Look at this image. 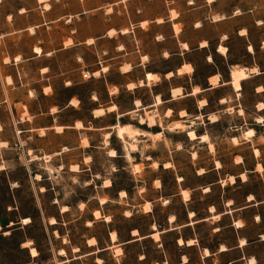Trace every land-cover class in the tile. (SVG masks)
<instances>
[{
    "label": "crops",
    "instance_id": "0c3cea01",
    "mask_svg": "<svg viewBox=\"0 0 264 264\" xmlns=\"http://www.w3.org/2000/svg\"><path fill=\"white\" fill-rule=\"evenodd\" d=\"M22 38L26 47L18 49L15 43ZM237 69L246 74L238 90L232 77ZM81 86L89 87L86 95L80 94ZM123 94L129 97L125 103ZM177 122L186 129L169 131ZM221 124L229 130L222 136L237 146L230 162L217 157L212 134L200 128ZM118 125L140 131L130 156L142 150L147 166L154 170L175 166L153 160L143 147L167 142L173 146L168 147L171 154L188 146L197 184L188 185L176 174L169 202L178 198L180 213L165 209L159 221L153 216L155 199L143 200L136 214L149 218L145 230L130 227L120 240L106 225L104 244L90 234L72 257H60L58 251L64 249L56 251L53 241L63 236L53 233L66 226L68 210L62 213L59 207L55 216H45L41 210L36 226L23 191L34 190L38 197L45 193L38 189L49 181L44 179L48 168L53 177L59 172L74 177L92 173L91 163L98 154L110 161L120 154L129 156L127 145L132 141L126 137L125 144L117 138ZM189 129L195 140H189ZM249 130L253 134L245 137ZM172 133L183 134L188 144L167 136ZM157 134L160 137L154 138ZM203 136L207 141H201ZM260 140L264 141V14L255 0H0V220L8 221L6 227L0 226V264H56L57 257L69 260L65 264L89 260L103 264L105 255L114 264H123L127 247L147 241L151 254L142 247L137 264L253 260L264 264V142L259 145ZM240 145H248V158ZM203 151L205 162L199 161ZM167 163L170 168H164ZM74 166L78 172L71 170ZM90 177L88 185L99 180L95 173ZM104 181H110V187L104 188ZM100 187L112 189L113 182L103 180ZM183 191L188 193L186 199ZM127 197L125 190H118L113 200ZM96 211L87 222L88 231L96 221L106 223L104 218H109H95ZM25 219L31 222L24 224ZM35 227L44 242L47 237L55 261L41 257L44 243L37 242ZM155 232L158 240L153 239ZM91 239L96 243L90 245Z\"/></svg>",
    "mask_w": 264,
    "mask_h": 264
},
{
    "label": "rangeland",
    "instance_id": "374dc122",
    "mask_svg": "<svg viewBox=\"0 0 264 264\" xmlns=\"http://www.w3.org/2000/svg\"><path fill=\"white\" fill-rule=\"evenodd\" d=\"M257 3V9L260 10L264 14V0H255ZM16 48H25L27 44V40L22 38L21 41L16 42ZM89 87L81 86L80 94L86 95ZM64 94V93H63ZM129 99L127 94H123L121 96V103H125ZM87 107V105H86ZM152 117V114L147 115V117ZM151 118H149L150 122ZM134 126H138L136 121L131 122ZM202 127V128H201ZM201 129H205L209 131L212 136V142L215 144L217 149V157H219L224 162H230L231 156L233 154V150H235V146L229 139L224 138L222 134H229V130L227 129V124L224 125H212L207 126L206 128L200 126ZM228 130V131H227ZM200 131V130H199ZM175 133V132H174ZM168 134L172 140H176L178 142H186L183 134ZM264 141L260 140L258 143L262 145ZM187 143V142H186ZM164 142H158L156 144L146 145L144 148L145 153H151L153 160L159 159L161 162L170 161L175 166L173 170H154L152 167L147 166V162L144 160L146 155H143L142 150L136 154H131L130 150L129 156L128 154H120L116 159L110 161L105 158L103 155L94 156L92 165V173L89 172L87 175L84 173L75 174L74 177L72 175H68L67 173L59 172L58 176L48 175L44 177V179H49V181L44 180L41 185V192L46 191L41 194V196H36L34 190L32 193L25 189L23 191L24 197L26 200H29V204L26 203L25 207H30L33 216H35L34 224L37 226L41 221V210H43L45 216L47 214L52 213L54 216L57 214L58 209L60 207V211L63 207H67L68 213L64 216L67 217L65 219L66 226L61 227V230L54 229L57 233H53L55 237H58L59 234H62V238L53 241V248L57 251V249H64L66 251L68 258L72 257V252L76 249V246H80L84 241L89 237L90 234H93L97 237L100 245L104 244V240L106 239L107 226L115 230V233H118L120 240H123L127 237L128 230L130 227H139L142 230H145L147 224L149 222V218H147L143 214H136L139 205L143 202V200L151 201L155 199L153 216L162 220V217L165 214V209L172 208V210H176L177 213H180V204L178 198H172L169 202V195L172 194L175 190L174 187V178L175 175L181 176L185 179L186 184L194 185L197 184L195 177L191 171V162L189 160V155L186 150H189V147L185 145L184 150L173 151L171 154L168 153V147L170 149L173 148L171 145H166ZM188 144V143H187ZM85 145V142L83 143ZM136 145V144H135ZM113 146L118 148V144L113 142ZM248 145H240L239 148H242L241 152L245 158H248V152L245 148ZM264 146V145H262ZM199 147H202L201 145ZM137 149V146H136ZM136 149L134 151H136ZM128 151V150H127ZM204 152V151H203ZM126 155V158H124ZM237 159V158H236ZM208 160L206 154L201 152L199 156V161L205 162ZM85 161H88L85 160ZM139 164L137 167L139 168V172H134V165ZM219 166V165H218ZM217 166V167H218ZM53 173V171H52ZM51 173V174H52ZM97 174L99 176V180H95V182H91L88 185L89 179H91L90 174ZM109 179L113 182V188L106 190L101 188V182L103 180ZM104 188L110 187V181H104ZM256 183L255 181L253 182ZM159 187V188H158ZM118 190H125L127 192V198L119 201L113 200L116 197V192ZM160 195L162 196L160 198ZM123 197V194L121 193ZM159 197V198H158ZM100 198V199H99ZM111 198V201H109ZM98 199L101 204V200H106L107 203L103 206H100L98 203ZM166 199L167 202H166ZM58 204H55L57 203ZM105 201V202H106ZM54 203V204H53ZM83 203V204H81ZM83 206V207H82ZM24 205H21L23 209ZM145 209L147 211L150 210L149 204H146ZM93 210H99V212L94 213L95 218H100L107 216L111 223L108 222L106 224L102 221H96L92 227L89 228L90 231L86 228V225H90ZM130 214L133 215L132 218H129ZM106 218H104L105 221ZM54 220V219H51ZM49 219V223L51 221ZM29 221L25 219L23 223ZM31 220L29 221V223ZM55 224L56 221L54 220ZM28 223V224H29ZM54 224V225H55ZM36 231H32L37 234V242L44 243L40 248L43 250L41 257L44 260H48L49 258L55 261L52 252H50L51 247L46 237V241L44 242V237L42 236V232L36 228ZM59 232V233H58ZM134 232V231H133ZM132 232V235H133ZM114 233V234H115ZM156 237L153 239H159V232ZM154 233V234H155ZM46 234L45 232L43 235ZM153 234V235H154ZM35 237V235H33ZM171 237H167V241L170 240ZM61 241L65 244L62 245ZM59 242V243H58ZM29 245V243L27 244ZM62 247H59V246ZM58 247V248H57ZM142 247H146V249L151 254V242H144L143 245H132L126 248L124 251L123 264H137L136 262V254L141 250ZM33 250V249H32ZM63 250V251H64ZM60 251V250H59ZM58 251V253H59ZM64 251V252H65ZM119 253V250L116 251V254ZM31 254L34 255V252L31 251ZM74 255V254H73ZM61 257V256H60ZM58 260V261H57ZM56 264H61L66 259H62L57 257ZM61 263H57L60 262ZM103 264H114L111 256H104ZM100 263V261H98ZM92 260L87 261L85 264H93ZM80 264V263H78Z\"/></svg>",
    "mask_w": 264,
    "mask_h": 264
},
{
    "label": "bare ground",
    "instance_id": "6f19581e",
    "mask_svg": "<svg viewBox=\"0 0 264 264\" xmlns=\"http://www.w3.org/2000/svg\"><path fill=\"white\" fill-rule=\"evenodd\" d=\"M35 52H36V53H40V50H39V49H35ZM253 71H256V69H254ZM147 77H148L149 80H151V76H147ZM232 77H233V86H234L235 89L238 90V89L240 88V80L245 79V78H246V74H245L244 70H242V69H237V70L233 71V73H232ZM129 87H132V86H129ZM178 92H179V91H174L173 94L175 95V94L178 93ZM160 103H161V102H160V99H157V104L159 105ZM136 105L138 106L139 103L136 102ZM110 110H111V111L114 110V107L110 108L109 111H110ZM100 113H102V111L95 112V114L98 115V116H99ZM169 113H170V112H167L168 115H169ZM148 117H149V116H148ZM212 120H213V118H212ZM152 123H153V121H152V119H151V120H150V124H152ZM76 127H77V128H80L81 125H80V124H76ZM177 129H179L180 131H184V130L186 129V126H185L184 124H182V123H178V122H177V123H173V124L170 126L169 131H173V130H177ZM57 130L59 131V130H61V129H60V128H57ZM42 133H43V131H42ZM186 133H187V136H188L189 140L192 141V140H195V139H196V135L194 134V132H193L192 129L187 130ZM248 133H252V134H253V131H251V130L247 131V132L244 134V136H245V137H249V136H251V135H248ZM139 134H140V131H138L137 129L132 128L130 125H118V126H116V135H117V138H118V139L122 140L123 143H125V144H126V141H125V138H126V137L129 138V139L132 141V143L129 142L128 145H127V149H128V151H130V150L134 151V150L136 149V146H135V144H134L135 141H136V137H135V136H136V135H139ZM160 135H161V134H157V135L154 136V138H159ZM193 137H194V138H193ZM199 139H200V138H199ZM201 141H202V142L207 141L206 136L201 137ZM232 141H233L234 143L237 142L234 138L232 139ZM210 148L212 149V146H211V145H210ZM109 155H110V154H109ZM110 157H115L114 153H111V156H110ZM44 158H45V160H48V159H49V157H44ZM34 160H36V158H35V157H32V161H34ZM216 165L218 166V163H217ZM153 167L156 168V167H157V164L154 163V164H153ZM170 167H171V165H170L169 163L165 164V166H164V168H170ZM258 169H260V167H258ZM71 170L74 171V172H78L77 166L72 167ZM260 170H261V169H260ZM48 171H49L50 173H52V171H51L49 168H48ZM134 172H135V173H138V172H139V168L137 167V165L134 166ZM229 180L232 182V181H233V178L230 177ZM232 183H233V182H232ZM182 196H183L184 199H186V198L188 197V193L183 191V192H182ZM104 203H105V201H104V200H101V204H104ZM82 207H83V206H82ZM67 210H68L67 207H63V208L61 209V212H62V213H65V212H67ZM105 221L108 222V221H109V218H106ZM172 221H173V218L170 219V222H172ZM28 223H29V221H26L24 224H28ZM50 224H51V225H54V224H55L54 220H51V221H50ZM136 234H137L136 231H134V232H133V235H136ZM156 236H157V233H155V234L153 235V237H156ZM110 238H111V241H113V242L116 241V235H115L114 233L110 234ZM88 243H89L90 245H93V244L96 243V242H94V240L91 239V240L88 241ZM189 243H191V242H189ZM73 251L76 252L77 249H74ZM58 255L61 256V257H65V256H66V254H65V252H64L63 250H60ZM68 261H69V260L66 259V260L63 261L61 264H65V263H67ZM98 261H100V260H98Z\"/></svg>",
    "mask_w": 264,
    "mask_h": 264
},
{
    "label": "water",
    "instance_id": "95a60500",
    "mask_svg": "<svg viewBox=\"0 0 264 264\" xmlns=\"http://www.w3.org/2000/svg\"><path fill=\"white\" fill-rule=\"evenodd\" d=\"M7 225H8L7 219L3 218V219L0 220V226L2 228L6 227Z\"/></svg>",
    "mask_w": 264,
    "mask_h": 264
},
{
    "label": "clouds",
    "instance_id": "9594fccd",
    "mask_svg": "<svg viewBox=\"0 0 264 264\" xmlns=\"http://www.w3.org/2000/svg\"><path fill=\"white\" fill-rule=\"evenodd\" d=\"M248 135H252V133H248ZM194 138V137H193ZM251 264H255V261L253 260Z\"/></svg>",
    "mask_w": 264,
    "mask_h": 264
}]
</instances>
